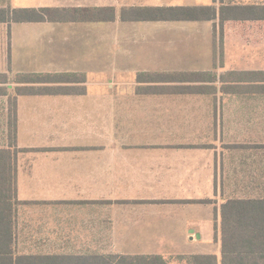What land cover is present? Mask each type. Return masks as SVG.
Returning a JSON list of instances; mask_svg holds the SVG:
<instances>
[{"label": "crops", "instance_id": "0c3cea01", "mask_svg": "<svg viewBox=\"0 0 264 264\" xmlns=\"http://www.w3.org/2000/svg\"><path fill=\"white\" fill-rule=\"evenodd\" d=\"M7 7L64 11L0 23V148L13 95L19 151L13 256L221 264L222 207L264 213V19L233 17L264 14V0H0Z\"/></svg>", "mask_w": 264, "mask_h": 264}, {"label": "trees", "instance_id": "16d2710c", "mask_svg": "<svg viewBox=\"0 0 264 264\" xmlns=\"http://www.w3.org/2000/svg\"><path fill=\"white\" fill-rule=\"evenodd\" d=\"M62 13L64 11L12 10L7 7L0 9V23L42 22L52 18V14L61 16ZM233 17L264 19V14L251 11L245 16L234 15ZM9 106L8 138L10 142L8 148H0V264H48L43 262L47 258L13 256L15 205L17 204L16 155L19 152L12 148L16 134L13 95L9 98ZM252 209V206L240 202H228L222 207L221 264H264V213L256 214ZM113 259H117V264H167L159 256ZM194 260L197 261L196 264H215V259L212 257L194 258Z\"/></svg>", "mask_w": 264, "mask_h": 264}, {"label": "rangeland", "instance_id": "374dc122", "mask_svg": "<svg viewBox=\"0 0 264 264\" xmlns=\"http://www.w3.org/2000/svg\"><path fill=\"white\" fill-rule=\"evenodd\" d=\"M2 28L3 27H1V29H0V55L2 54V52H3V49H2V36H1V33L3 32L2 31ZM236 30H238V28H236ZM22 31V27H19V26H13V31H12V34H13V36H14V38L15 39H21V38H19L20 36H19V34H18V32H21ZM252 31H250V32H248V35H247V37L250 39V40H252V38L253 39H257V38H259V37H261L262 35V32H257V33H255V31L254 32H252ZM7 33V42H8V31L6 32ZM69 33V32H68ZM76 33L75 31L73 32H70L69 33V35L70 34H72V35H74V34ZM112 33V30H111V27L110 26H104L103 28H102V37H103V39L104 40H106L107 41V43L108 44H110V39H111V34ZM233 34V33H232ZM234 34H236L235 32H234ZM233 34V35H234ZM254 34H256V35H254ZM94 35V34H93ZM236 36H238L237 34H236ZM47 38V36L46 35H44L43 37H39L38 39H35V38H33V37H31V39L32 40H34V41H38L39 43H46L47 44V42H48V40L49 39H46ZM22 39H28V37H25V38H22ZM52 39V38H51ZM82 38L80 37V36H77V37H73V38H67V42H64V44H65V47L64 48H66L67 49V54H72V53H74V50L73 51H71V50H69V46L71 45V43L72 42H75V41H80ZM264 39V38H263ZM87 40H94L93 38H90V39H87ZM81 42V41H80ZM85 48V49H84ZM91 48L90 47H88V48H86V47H83L82 49H79L80 50V52H84L86 55H90V54H93V52L90 50ZM108 49H107V47L105 46V44H104V41L102 42H100L99 40H98V42H97V55H102L103 56V58H106V56H108ZM14 66H15V64H14ZM0 132H1V129H0ZM8 140V142H10L9 141V138L7 139ZM2 143H4V139H3V135L1 134L0 135V145L2 144ZM214 247H210L209 249H213Z\"/></svg>", "mask_w": 264, "mask_h": 264}]
</instances>
